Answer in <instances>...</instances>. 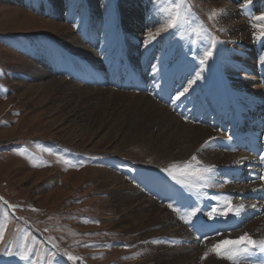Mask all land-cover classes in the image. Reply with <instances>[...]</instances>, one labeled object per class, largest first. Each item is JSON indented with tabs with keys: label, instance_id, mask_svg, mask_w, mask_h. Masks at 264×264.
I'll return each instance as SVG.
<instances>
[{
	"label": "rangeland",
	"instance_id": "374dc122",
	"mask_svg": "<svg viewBox=\"0 0 264 264\" xmlns=\"http://www.w3.org/2000/svg\"><path fill=\"white\" fill-rule=\"evenodd\" d=\"M88 1L89 5L87 0H61V13L47 15L38 8L39 0H0V227H3L4 231V238L0 240V264H37V261L40 264H48L47 253L52 249L53 243L58 246L59 254L51 264H192V259L185 258V253L180 254L179 261L170 260L178 250L175 244L157 246L146 243L148 246L143 244L144 248L141 250L138 245L139 235L128 230L129 217L124 218L126 215L137 218L140 214L131 215L128 204L112 198V189L117 185L116 178L123 185H132L145 191L164 180L163 174L157 170L158 167L154 163L155 155L147 153L141 145L127 141L129 126L125 122L121 123L119 131L114 128L113 131L106 133L104 130L107 112L115 114L114 116L120 120L123 119L125 107L129 103V98L133 96L131 92L134 94L141 92L136 87L138 83L135 80L126 82L124 79L142 74L154 101L171 107L173 111L177 108L182 117L193 114L195 121L212 127L220 134L216 139L225 136L224 142L232 149V153L252 157L253 165L256 164L255 158L233 149L229 135L232 128L226 127L230 123L234 124L232 115L226 119L224 115L217 116L216 109L208 100L212 115L207 116L206 109L202 107V100H207L208 96L201 86L202 82L193 86L190 94L183 100L190 104L188 107L184 103L187 105L186 111L181 112L182 103H179L180 107H174L169 96L174 95L177 88L187 86V80L193 73L177 74L168 82L169 93L161 94V85L157 80L154 81L151 75L155 57L151 59L153 63L148 62L149 68L146 66L144 70L140 61L142 56L139 53L129 56L130 62L137 69L133 67L137 72L134 74L129 70L128 60L122 55L114 54L112 49L114 46L110 50H103L98 46L96 49L98 58L95 59V63L84 64L90 71L94 84L87 88L82 98L70 95L72 87L83 83L74 71L76 65L74 61L76 59L80 61L79 54H69L65 61L68 62L67 65H71L70 70L58 73L59 84L63 83L70 87L62 92L53 91L54 87L45 86L44 82H53L51 78L45 81L28 75L26 70L38 63L37 58L43 49L53 47L56 50L61 43L70 41V37L64 38L66 34L71 35L76 43L83 42L86 47L90 46V42L85 40L87 36L81 32L87 19L86 5L99 13L95 18L98 32L111 28L107 22L120 8L121 0ZM156 1L160 7L159 13H163H160L157 21L146 27L145 23L139 21L140 18L125 17L123 27L129 31H133L136 26L142 27V36L166 29L168 16L164 10L172 6V0ZM187 4L191 9L187 22L178 31H163L157 41L150 46L162 54L161 57L166 53L170 55L159 61V77L171 76L183 57L195 66L198 64L197 60L191 59L195 53L188 51L189 47L181 53L178 44L170 41L165 43L163 39L171 35L168 37L185 43L190 42L193 44L191 45L193 51L194 45L200 41L198 34L201 30L207 29L211 33L210 25L216 26V19L209 20V15L213 10L219 11L226 7L227 0H187ZM254 4H257L260 12H264V0H252L251 5ZM237 5L239 8L248 6H245V0H239ZM122 25L116 27L121 29ZM144 39L145 37L140 39V45H143ZM90 47L94 49L92 45ZM59 53L63 51L59 50ZM82 59L84 60L83 57ZM100 64L104 67L101 76L91 70V65L100 67ZM221 72L228 79H236L230 71L221 68ZM253 77L248 88L260 89L264 94L263 78L255 75ZM95 89L100 90L103 99L111 97L113 93L119 94L118 98L121 97L111 98L110 102L114 99V103L111 102V106L102 108L103 113L98 120L95 119L96 114L88 112L97 105L98 99L91 98ZM238 95L229 93L228 97L234 98L237 102L240 101ZM124 103L126 105H123ZM213 115L217 118H213ZM117 126L118 124L115 127ZM252 128L254 130L256 127ZM261 129L264 130V127ZM260 134L264 136V133ZM246 162L248 161L244 159L243 168L239 171V173L244 171L241 173L242 178L236 179L235 182L230 179L231 184L242 186L244 189L252 183V178L246 179L247 176L250 177V169L244 170ZM226 167L238 168V165L229 160ZM221 177L217 180V187L223 184ZM225 177L227 176L223 178L226 179ZM139 178L141 180H138ZM154 181L157 183H153ZM218 190H214V194H218ZM148 195L155 197L152 193ZM251 195L257 202L258 197L253 193ZM236 196L239 198L237 194L232 193V197ZM247 199L251 200V197L245 198ZM164 203L161 197L155 204L164 206ZM5 204L17 207L11 209ZM136 204L137 202L133 205ZM256 204L259 209L255 214L242 218L240 222L232 219L235 226L230 230L231 234L234 232V235L239 237V230L245 224L257 221L260 219H257L259 216L264 215V205L261 202ZM133 209H137L134 212L137 213L141 212L142 207L133 206ZM200 220L203 221L202 218ZM161 229L153 227L148 235L160 237L163 235L159 233ZM164 229L169 235L175 233L174 228ZM207 235L208 238H213L209 233ZM6 248L12 255L5 253ZM29 249L38 252L35 259L32 258ZM66 253L80 259L71 261ZM23 255H29V259H21Z\"/></svg>",
	"mask_w": 264,
	"mask_h": 264
},
{
	"label": "bare ground",
	"instance_id": "6f19581e",
	"mask_svg": "<svg viewBox=\"0 0 264 264\" xmlns=\"http://www.w3.org/2000/svg\"><path fill=\"white\" fill-rule=\"evenodd\" d=\"M88 2L89 1L87 0V4L89 5L90 2ZM237 3L239 4V0H227V6L224 7L226 11L216 18V26L213 27L210 25L212 30L210 34L224 43L218 45L217 50L214 52V58L210 59L205 65V71L203 72L204 78L199 80L194 86H197L199 82L203 83L201 86L206 91L208 99L202 100V107L206 109L207 116H209V114L212 115V110L207 104V101L209 100V103L216 109L217 116L221 114L224 115V118L226 119L229 115H232L234 123L235 121L238 124L244 123L246 128H252V126L257 127L264 125V94L260 89H255L253 87L248 88L249 84L252 83L251 80L254 78V75L256 77H262L264 81V68H262L259 63V56H264V39H256L253 35V33L258 34L262 30L258 27L260 22L254 19L255 16H258L261 13V10L257 8V4H254L253 6L250 4L246 8H239ZM61 5V0H39L38 2V8H41L40 10H43L47 15H57L61 13ZM159 10V3L156 0H121L120 8H118V11L115 12L107 22L108 26L111 28H108V31H101V33L98 32L99 29L96 25L95 19L99 13L92 7L90 8L86 5L85 12L87 19L83 24L81 32L87 36L85 40L90 42V46L92 45L94 49H91L90 46L86 47L83 42H79L80 44L76 43L71 35L66 34L64 38L70 37V41L61 43L63 45L60 44L56 50L53 47L43 49L42 53L37 58L38 63L29 67V69L26 70V73L39 80L46 81L47 78H51L53 82H44V84H46L45 86L54 87L53 91L62 92L70 87L67 85L65 86L63 83L59 84V79L57 78L58 73H61L63 70H70L71 65H67L68 62L65 61L67 56L69 57V54H79L80 61L79 59L74 61V63H76L74 71L83 83L82 85L72 87L70 95H76L79 98H82L86 93L87 88H90L92 84H94L91 77L92 75L90 71L86 69L84 64L86 62L89 64L92 62L95 63V59L98 58V51L96 50L98 46L103 50H110L114 46L112 48L114 49V54L117 56L122 55V57L126 58L128 60L127 63L129 70L134 74L137 73V69L133 66V63L130 62L129 56H132L135 53H139L142 56V59L140 60L143 64L142 69L145 70L146 66H148V62L152 61L151 59L154 57L155 60H153L154 63L153 61L152 63L159 68V61H163L170 55L166 53L164 57H161L162 54L157 53L155 48L152 49L150 47L145 51L144 46L139 44L140 39L147 36L146 34H143L142 36V27L136 26L133 31H129L122 25L125 17L135 16V18H140L139 21L145 23L146 27L150 26L160 17V13L162 12L159 13ZM251 21H253V23ZM116 25L120 27L122 25L123 29H118L120 27L117 28ZM221 28H223L224 31H220ZM168 36L164 38L163 41L165 40V43L170 41L178 44L181 53H184L189 47L191 52L202 57L203 52L206 50V41L200 40L197 42V44L194 45L195 49L192 51L193 46L191 45L193 44L190 42L185 43L184 41H179L176 38ZM59 50H62L63 53H59ZM156 58L160 60H156ZM187 61V58L183 57L171 76L165 75L164 77H156L157 83L162 87L161 94L165 95L169 93L168 82H171L177 74L187 72L192 73L191 69L197 67L192 62ZM99 66L100 67L91 65V70L97 72L98 75L103 73L104 68L102 64ZM147 68H149V66ZM221 68L232 72L233 77L236 79H228L223 76ZM124 80L126 82L135 80L138 83V88L141 92L135 94L134 92H131V95L133 96L129 98V103L127 105L125 103L123 104L126 105L125 111L122 114V117H124L123 119L121 118L120 120V118L118 119L114 116L115 114L107 112V120L104 121L106 123L104 130L106 133L107 131H113L114 128L119 131L121 123L125 122L129 126L128 134H126L127 141L132 142V144L141 145L147 153L155 155L154 163L158 167L157 170L164 176L163 181L154 184L151 188H147L146 191L139 190L132 185H128V187L127 185L121 184L120 181L118 182L117 178L115 179L117 185L112 189V198L114 200H119L120 203L128 204V211L131 215L140 214L137 216L138 219L134 218L135 216H124L125 219L129 217V220H127L129 221L128 230L139 235L138 239L140 240V243H138V245L141 250L144 248V245L146 247L148 246L146 243H151L149 245L157 244V246L162 244H175L178 246L177 252L170 260L179 261L180 254L185 253V258L192 259V264H233L227 256L216 257L212 253L209 254L207 259L201 258L211 244L216 243L220 239H235L237 237L234 235V232L231 234V232L228 231L229 226L212 222L208 219L206 214H200L198 218L195 219L196 228L192 227L189 223H185V221L181 219V216L183 215L181 206L190 204L192 201L196 200V197L194 194L188 193L187 190H182L181 185L173 181L163 170L172 164L179 166L188 161H191V163L195 165L196 161L191 160L193 156H196L197 160L200 161L203 166L215 165V179L211 182L212 186L204 187L201 191L206 195L226 194L231 196L233 204L243 203L245 205V211L239 218H233L236 222H240L242 218L258 212L259 207L252 209L250 207L251 205L255 204L257 206L256 203L260 202L264 205V202L259 199L257 202L253 199L245 200V198L252 197V193L255 195L253 189L256 186H258V189L260 190L261 183L255 181L244 189L242 186L238 187L239 185L235 186V184H231V180L228 181L223 177L238 174L240 169L243 168L242 165L238 166L239 170L234 167H226V163L229 160H233V164H236V161L241 160L242 158L246 159L248 162L253 160V158L246 157L247 155H235L232 153V149L226 146L224 142L225 136L222 135V139H216L220 134H218L212 127L195 121L192 116L193 114L191 116L187 114L185 116L183 114L185 117H188L186 120L185 117L181 116L182 113L180 115L177 108L173 111L170 105V108H168L163 105V103L160 104L154 101L152 98L153 95L151 96L150 90L148 86H146L142 74L135 77L128 76ZM229 93H237V95L239 94L242 97L239 95L237 96L240 100L237 101V103L234 98L228 97ZM111 95V97L107 96L106 99H103V94L100 90H96L91 94V98L98 99L97 105L92 109L90 108L88 111L89 113L92 111V115L96 114L94 115L97 116L95 119H100L101 114L103 113L102 108L107 107L108 105L111 106V102H113L114 99L121 98H118L120 95L117 93ZM127 95H129V93ZM246 97H248V99ZM111 98L114 99L110 102ZM181 103L183 105L180 109L181 112L186 111L187 105L188 107L190 106L188 102L182 101ZM121 110H119V112ZM195 111L197 110H194V112ZM217 116L213 115V118H217ZM215 121L218 120L216 119ZM115 122L117 123L115 124ZM117 124L118 128L115 127ZM229 135L231 136V133H229ZM210 137H215V140L206 147H202ZM246 168L257 170L254 175L256 178H258V174H264L263 168L256 169L255 167L254 169V167L247 166ZM220 176H222L221 182L223 184L222 186L217 187V180H219ZM187 179L192 180L195 179V177H188ZM138 180L141 179L139 178ZM225 181H227V183H225ZM153 183L157 182L154 181ZM145 186L146 185H144V187ZM214 190H218V194H214ZM231 192L234 193V195L237 194L239 198H237V196L232 197ZM149 193H152L155 197L149 196ZM161 197L163 202H165L164 206H158L155 204L158 201V198ZM135 202H137V204L133 205ZM169 203H172L173 207H176L179 210L173 211V209H170L168 207ZM212 203V200L207 199L200 201V205L205 206V212L208 210L206 206L211 205ZM133 206L142 207L141 212L137 211V213H134L137 209H133ZM201 218L203 221L200 220ZM257 219L259 220H254V222L252 221L245 224L244 227L239 230V236L246 232L257 241L264 239V215L262 217L259 216ZM229 223L233 224L232 219L228 221V224ZM205 224L214 229L223 228L226 230L217 236L213 234L214 232L209 231L208 228H204L202 231L210 232V235L213 237L204 240L201 232L197 231V228H200L201 225ZM153 227H161L162 229L159 233H162L163 235L160 237L148 235ZM164 227L174 228L175 233L169 235L166 233ZM153 238H156L157 240L152 241L151 239ZM248 261L249 262L242 260L241 264H264V259L255 260L253 256L249 257Z\"/></svg>",
	"mask_w": 264,
	"mask_h": 264
},
{
	"label": "snow or ice",
	"instance_id": "6c2138e0",
	"mask_svg": "<svg viewBox=\"0 0 264 264\" xmlns=\"http://www.w3.org/2000/svg\"><path fill=\"white\" fill-rule=\"evenodd\" d=\"M251 3L252 0H245V6L250 5ZM164 11L168 16L166 29L158 30L154 34L151 32L147 33V36L143 41L145 51H147L148 48L155 41H157L163 31H178L187 22V16L190 13L191 9L187 4V0H172V6L170 8H166ZM225 11L226 9H220L219 11L213 10L208 19L215 20L218 16L221 15V13ZM254 19L260 22L258 27H260L262 30L258 34L253 33V35L256 39H264V12H261L258 16H255ZM220 31H224V29L221 28ZM198 35L201 41H206V50L203 52L202 57H198L196 54L192 55L191 59L198 61L197 67L191 69L193 75L187 80V86H181L180 88H177L175 90V94L169 96V100L173 102L174 107L178 106L179 103L186 99L187 95L190 94V90L193 88V86L199 80L204 78L203 72L205 71V65L210 59L214 58V52L217 50L218 45L224 43L217 37L212 36L207 29H202ZM193 43H196V41H193ZM189 51H191V49H189ZM259 63L260 66L264 68V56L259 57ZM159 73L160 68H158L157 65L153 64L151 66V75L154 81L156 80V77ZM136 87H139V85H137ZM185 119L187 120L188 117H185ZM214 140L215 137H210L202 147H206ZM260 159L264 160V153L261 154ZM191 160L196 161V164L193 165L191 161H188L179 166L176 164H172L168 168H165L163 170L173 181L181 185L182 190H187L188 193L194 194L196 197V200L192 201L190 204L181 206V210L183 211L181 219H183L185 223H189L192 227L196 228L195 219L198 218L200 214H206L208 219L212 222L221 223L225 226L231 227L232 225H229L228 221L233 218H239L245 211V205L243 203L233 204L231 196L226 194L206 195L202 193V188L212 186L211 182L215 179L214 172L216 166H203L201 162L197 160L196 156H193ZM243 163L244 158L236 161V165L238 166L242 165ZM188 177H195V179L189 180L187 179ZM258 178L260 180H264V174H258ZM225 183H227V181H225ZM253 191H255V189H253ZM205 199L213 201L211 205L206 206L208 209L206 212L205 206L200 205V201ZM5 206L11 209L17 207L16 205L7 204H5ZM168 207L170 209H173V211H177V209L173 207L172 203H169ZM250 207L252 209H255L257 206L253 204ZM204 228H208L209 231L214 232L217 236L220 235V232L217 229L211 228L207 224L201 225L200 228H197V231L201 232L204 240L208 239L207 233L202 231V229ZM3 238V227H0V240H3ZM4 251L8 255H12V253L7 248ZM29 252L31 253L33 259L38 256V252L35 249H29ZM256 252H259L262 256H264V239L257 241L248 233H244L243 235L235 239L224 238L218 240L214 244H211L210 247H208L207 250L203 253V256L201 258L207 259L209 257V254L212 253L216 257L227 256L228 259L233 261V264H241L242 260L248 261V258L254 256ZM58 254V246L53 243L52 249L47 253L48 264H51V262L55 260V257ZM66 255L71 261H77L80 259L79 257H74L69 253H66ZM21 259L28 260L29 255H23L21 256ZM37 264H40V262L37 261Z\"/></svg>",
	"mask_w": 264,
	"mask_h": 264
}]
</instances>
